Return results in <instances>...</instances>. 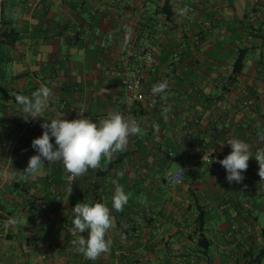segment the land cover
Here are the masks:
<instances>
[{
    "label": "crops",
    "instance_id": "0c3cea01",
    "mask_svg": "<svg viewBox=\"0 0 264 264\" xmlns=\"http://www.w3.org/2000/svg\"><path fill=\"white\" fill-rule=\"evenodd\" d=\"M166 4L169 20L159 14ZM185 5L198 13L179 15ZM8 6L7 18L23 36L4 49L0 86L31 97L45 84L53 98L36 119L26 121L15 101L0 110V264H238L245 250L262 247L264 181L254 170L256 151L264 148L258 137L264 133V0H10ZM153 48L158 72L144 83L145 100L127 113L123 82ZM242 50L248 53L236 74ZM164 80L166 98L151 99L153 85ZM165 107H171L167 118ZM110 112L134 118L143 135L130 137L101 169L71 182L61 162L45 161L36 177L24 172L44 121L99 123ZM233 138L252 153L239 184H229L216 162L231 152ZM179 167L189 168L187 178L168 186L167 172ZM117 185L130 194L121 212L112 208ZM78 202L105 203L114 219L106 236L110 251L96 260L73 245ZM201 211L211 258L198 253ZM9 218L17 223L9 225Z\"/></svg>",
    "mask_w": 264,
    "mask_h": 264
},
{
    "label": "clouds",
    "instance_id": "9594fccd",
    "mask_svg": "<svg viewBox=\"0 0 264 264\" xmlns=\"http://www.w3.org/2000/svg\"><path fill=\"white\" fill-rule=\"evenodd\" d=\"M189 9H180L178 14L185 15ZM169 84L167 80L153 85L151 93L153 96L165 97ZM53 98L52 89L45 84L31 94V97L17 94L16 102L22 106L26 114L24 119L29 117L36 119L48 107L49 100ZM171 107L162 109V114L167 118ZM43 134L33 139L32 148L37 154L30 157L24 172L32 177L41 173L45 161L49 165L61 162L67 179L71 182L77 177L85 175L89 169H101L102 161L110 162L116 153L123 152L132 136H142L140 124L134 118H127L120 112H110L106 118L96 123L87 118H76L68 120L61 116L49 122L41 124ZM158 131L159 125H154ZM260 140L264 141V133H258ZM55 140V147L52 143ZM228 145L231 152L222 160L216 161L227 173L226 180L229 184L242 183L245 177L242 175L249 167V160L252 158L250 145L241 139H229ZM258 162V176L264 181V148H258L255 154ZM180 168V167H179ZM181 175L185 171L181 169ZM173 177V173H168ZM183 176V175H182ZM72 189L70 188V194ZM130 194H126L123 186L117 185L112 196V208L121 212L128 203ZM74 219L73 245L76 250L89 260H96L102 254L110 251L112 241L106 239L107 233L114 225V219L110 209L105 203H77L73 207ZM9 225L17 223L15 218H9ZM87 232V238L79 235Z\"/></svg>",
    "mask_w": 264,
    "mask_h": 264
},
{
    "label": "trees",
    "instance_id": "16d2710c",
    "mask_svg": "<svg viewBox=\"0 0 264 264\" xmlns=\"http://www.w3.org/2000/svg\"><path fill=\"white\" fill-rule=\"evenodd\" d=\"M10 0H3V8H2V28L0 32V63L4 56V49L8 47H15L16 44L22 39L23 32L14 26L12 22H10L7 18L8 4ZM159 14H162L166 17V19H171L172 13L168 10V4H166ZM248 51L242 50L235 64V73L240 74L243 70L244 63L246 60ZM17 94H13L11 90L4 86H0V110L4 103L9 101H15V96ZM138 105V104H137ZM136 105V106H137ZM135 106V107H136ZM136 109V108H135ZM113 167L108 168L107 170H111ZM106 170V171H107ZM208 219L206 213L204 211L199 212V216L197 218V234H199L198 239V253L211 258L212 254V240H210L205 232L206 225ZM260 236L263 238L264 242V230L260 232ZM243 262H239L238 264H262L264 260V243L261 248H255L252 246L249 250H245L243 252Z\"/></svg>",
    "mask_w": 264,
    "mask_h": 264
},
{
    "label": "built area",
    "instance_id": "2783aa9c",
    "mask_svg": "<svg viewBox=\"0 0 264 264\" xmlns=\"http://www.w3.org/2000/svg\"><path fill=\"white\" fill-rule=\"evenodd\" d=\"M187 7L189 9V13L197 14V9L191 5H185L183 9ZM92 24V20L89 21ZM81 39V37H80ZM199 41H196L195 44H199ZM174 61L179 60V56H175ZM159 61L157 58V49L153 48L149 51H144L142 54V62L140 63L138 69L134 72V74L124 80V102H123V110L127 113H132L135 110V106L145 100L143 95V86L145 81L155 75L158 72ZM149 97L151 99H156L161 97V95L153 96L151 90L149 92ZM245 105L252 106L253 100L247 99L245 101ZM171 157L174 158V154H171ZM205 161L210 163L212 161V157L209 155L205 157ZM185 171L181 175L180 169L176 171H168L165 180L168 186L176 187L181 185L189 174V168L183 167ZM173 173V177H169L168 173ZM255 173H258V168L254 170Z\"/></svg>",
    "mask_w": 264,
    "mask_h": 264
},
{
    "label": "water",
    "instance_id": "95a60500",
    "mask_svg": "<svg viewBox=\"0 0 264 264\" xmlns=\"http://www.w3.org/2000/svg\"><path fill=\"white\" fill-rule=\"evenodd\" d=\"M2 8H3V0H0V32L2 28Z\"/></svg>",
    "mask_w": 264,
    "mask_h": 264
}]
</instances>
